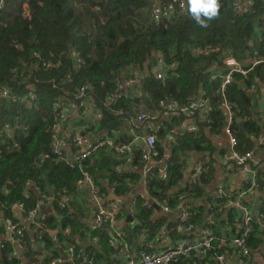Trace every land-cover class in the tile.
<instances>
[{
  "label": "trees",
  "instance_id": "16d2710c",
  "mask_svg": "<svg viewBox=\"0 0 264 264\" xmlns=\"http://www.w3.org/2000/svg\"><path fill=\"white\" fill-rule=\"evenodd\" d=\"M10 1L5 0L0 10V93H8L4 97L0 95V218L16 219L9 212L13 205L22 204L27 213L37 204L40 208V202L49 203L45 201L49 196L54 201L45 219L42 217L45 223L42 238L39 240L35 236V242L44 246L45 255H42V249L35 252L28 242L27 250L16 259L11 256L13 246L6 243L0 250V264H22L24 259L29 264H50L53 259L66 257L63 244H73L70 237L85 239V232L93 243L97 239L95 244L102 253L94 249L95 245L82 249L73 244L78 254L76 263L81 264L84 252L92 250L95 257L89 258L96 264H112L108 257L115 250L108 244L109 231L93 222L87 224L88 216L77 203V196L83 192L76 185L83 177L80 169L59 160L52 151L53 118L58 114L56 104L62 100L68 104L71 100L80 117V121L72 125L73 132L84 136L93 131L95 135L101 134L102 139L114 137L120 117L128 118L130 106L139 105L142 100L128 95V98L118 96L108 103V98L117 92L118 77L122 72L128 67L141 68L143 63L151 60L152 52L160 53L166 64H173V67L170 66L164 79L158 80L150 74L138 86L148 96L143 99L145 105L142 103L146 107L142 109L144 113L151 116L156 111L163 112L161 103L180 107L202 98L211 107L206 113L211 120L210 132L219 135L225 124L221 107L225 99L234 113L238 151L244 153L252 149L254 139L264 135V110L259 108L260 100L256 97L260 86L264 93V64L250 70L246 79L234 75L225 87L224 98L220 92L222 80L212 79L222 72L224 54H231L247 66L249 60L264 58L263 1L256 0L251 12L240 15L233 10L234 0H217V15L207 20L206 26H200L188 11H184L174 13L167 29L157 22H149L142 11H151L154 4L170 0H20L14 7ZM138 18L145 22L142 27L136 22ZM75 55L83 60V65H76ZM43 63L47 66H42ZM81 88L87 89V99L99 110L78 108L75 94ZM98 111L100 121L94 118ZM198 114H194L198 133L193 135L185 130L178 133L169 148L167 178L162 179L159 167L152 168L145 176L148 195L137 198L134 206L131 205L133 199L127 198L132 187L141 182L138 171L144 165L137 151L131 154V163H127L125 157L115 156L107 147L98 148L84 161V172L96 182L98 198L112 196L113 200H121V203L117 202V219L126 220L128 214L133 213L130 229L127 228L123 235L125 240L128 237L137 240L142 229L147 230L149 243L162 236L160 229L167 217L148 208V199L167 198L170 208L175 210L178 202L174 198L188 189L185 181L189 166L187 156L192 153L198 159L217 152L215 144L204 134L206 124ZM180 118L171 114L170 121L163 119L164 128L156 133L157 161L164 158L160 141H165L173 126L179 125ZM62 138L63 149L70 145L76 154L65 133ZM220 153L225 152L220 150ZM63 155L68 162H74L64 150ZM215 179L213 167L189 187L188 199L197 212L193 220L195 225L205 219V205L211 203L208 189ZM38 214L35 220H28L33 230L38 227L31 223L41 224ZM88 214L93 216L91 208ZM237 217L236 210H230L227 225L222 222L221 226L212 229L214 235L221 236L227 226L233 229ZM169 227L172 225L167 229ZM58 229L61 232L54 242L50 234ZM257 234L259 232L255 230ZM187 235L190 236L172 230L168 236L179 242L191 237ZM141 249L153 252L146 245ZM113 264L117 261L113 260Z\"/></svg>",
  "mask_w": 264,
  "mask_h": 264
},
{
  "label": "built area",
  "instance_id": "2783aa9c",
  "mask_svg": "<svg viewBox=\"0 0 264 264\" xmlns=\"http://www.w3.org/2000/svg\"><path fill=\"white\" fill-rule=\"evenodd\" d=\"M4 1L0 0V10L4 5ZM255 1L234 0L233 10L240 15L249 13L253 10ZM261 1L264 2V0ZM184 11H187L186 0H170L156 4L151 11V19L153 22L163 25L164 29H167L174 13ZM36 56L38 57V55ZM75 63L77 66L84 64L83 60H80L78 56H76ZM221 63L223 67L222 72L213 76L212 79L218 77L222 80L220 92L224 98L225 87L230 84L234 75H239L243 79H246L250 70L259 64H264V58L252 60L247 66L237 61L231 54H224ZM42 66H47V64L43 63ZM156 66L157 70L154 75L156 79L160 80L166 77L170 71V66L173 67V64L169 66L163 58H159L156 61ZM67 82H70V79H67ZM0 95L4 97L8 93L1 91ZM75 96L79 101L78 108L84 110H90V108L98 109L94 103L87 99L86 88L78 90ZM116 97V93L110 94L108 103L113 102ZM159 106L162 110L171 112L173 115L181 113H192L194 115L199 113L198 115L202 116V121L206 124L204 129L214 138H217L216 135L210 132L211 120L206 113L211 111V107L204 99L200 98L196 102L180 107H177L173 103H161ZM221 107L225 114V124L222 128V133L227 139L229 153L222 155L207 154L206 157L199 158L192 164L191 169H188L185 177L188 189L174 198L178 202L175 210L170 208L167 198L148 199V208H153L152 204H155L163 215L169 216L166 224L160 229L161 235H169L172 233V230H175L176 232L182 231L189 234L192 239L190 241H180L170 247L153 251L152 253L141 249L136 258L128 259L125 264H179L181 261L197 264L195 260L198 261V264H254L255 255L259 258L264 257V135L254 139L255 143L252 149L241 153L238 151V141L234 134V113L225 99H223ZM56 111L58 114L54 116L52 125V139L54 142L52 151L59 160H65L71 167L80 169L83 177L76 181V185L80 189H86L95 201L93 224L97 227L105 226L109 231L108 244L110 247H122V250L126 251L127 244L123 239L120 229L117 227V216L119 215L118 200H108V198L100 200L98 198L99 190L96 182L84 172V168L86 167L84 161L98 148L107 147L114 152L115 156L125 157L126 162L131 163L130 156L134 151H137L144 162L142 168L143 178L141 180L143 189L132 197L131 205L134 206L137 198H145L148 195L145 176L152 169L150 163L156 161L159 154L156 147V133L153 132L150 124L155 117L147 114L137 116L136 121L143 126L146 135L142 139L135 138L131 142L121 145H114L111 138L91 142V138L88 135L82 136L77 132L71 133L67 140L72 144L78 156L73 159L74 162L70 163L64 158V149L62 147L63 128L69 115L60 101L56 104ZM94 118L100 121V111L94 113ZM4 130H7V128L5 127ZM184 130L186 133L196 135L198 133L197 123ZM59 136H61L60 139ZM174 138L171 144L174 143ZM141 143L142 147L140 146ZM168 154L169 152L166 155L164 154L161 166L159 167L162 179L167 178ZM213 167H219V174L223 178V182L216 184L213 189L212 187L209 189L208 197L211 203L205 205V219L200 224L195 225L193 224V220L197 216V212L193 210V204L188 199V190L200 176L208 174ZM236 181H239V183L236 184ZM45 201L53 202L54 198L49 196L45 198ZM60 206L62 208L65 207L63 203ZM232 209L236 210L238 214L233 223V229L227 226L221 236L214 235L212 229L221 226L222 222L227 225V214ZM38 211V204L33 209L28 210L27 213H25L22 204L13 205L9 209L10 213L23 215L30 221L37 218ZM218 214H220V217ZM2 224L7 230V240L0 242V250H3L5 244L9 243L13 247H17L20 250V254L26 251L28 240L26 239L25 228L18 219L5 218L2 219ZM35 224L38 227L35 236L40 240L43 234V226L40 223ZM170 224L172 227L167 229ZM255 230L259 232V235H255ZM147 237V230L142 229L140 231V240L144 242ZM51 239L57 242L58 233H53ZM118 241L121 245L117 246ZM63 246L66 257L53 259L50 264L64 262L79 264L76 263L78 254L73 244ZM11 256L20 259V256L15 254L14 251ZM83 257L84 259L81 264L85 262V264H96L89 258V255L84 254Z\"/></svg>",
  "mask_w": 264,
  "mask_h": 264
},
{
  "label": "crops",
  "instance_id": "0c3cea01",
  "mask_svg": "<svg viewBox=\"0 0 264 264\" xmlns=\"http://www.w3.org/2000/svg\"><path fill=\"white\" fill-rule=\"evenodd\" d=\"M155 5L156 4H154V6ZM23 9L26 12V6L24 4H23ZM177 13H182V12H177ZM26 14H27V12H26ZM150 19H151V16L149 17V15H148L149 22H150ZM151 55H152L151 60H148L145 63H143L141 68L128 67L126 70H124L122 72V75L118 77L119 78V84L117 86L118 90L116 92L117 93L116 94L117 97L119 96V97L128 98V95L130 97L134 96V97H137L138 100H142L141 104L142 103L144 104V102H143L144 100L143 99L144 98L148 99V96L146 94H143L140 91V89L138 88V86L142 84L143 79L146 76H149L150 74H155V71L157 70L156 61L159 58H162V55L160 53H158V52H152ZM249 61L252 62V60H249ZM255 81H256V83L258 85H260L258 78H256ZM254 90H255V92H258L257 89H254ZM260 92H261V94L258 95ZM256 97H257L258 101L260 100L259 108H261V110H264V93H262L261 86H260V91L256 94ZM258 97H260V98L258 99ZM62 101L60 103L62 104V106L65 108L66 112L69 115V120L65 123V126H64V131H65L64 133H65V136L68 139V137H69V135L71 133H75L72 130V125L75 122L80 121L79 110L77 109V106H76V104L73 103V101L70 100L68 102V104L65 101H63V102ZM141 104H139V105L133 104V106L132 105L130 106L131 114H129V113L127 114L128 118H125L124 116L120 117L118 125L116 126V130L118 132H114V137H111V139L113 140V144L114 145H121V144H124V143L131 142L135 138L142 139L146 135V132L143 130V126L136 121V117L137 116L142 115V114L146 115V113H144V111L142 110L143 108H146L144 106L145 104L144 105L142 104V107H141ZM148 106H151V105H148ZM170 113L171 112H168V111H163V112H157L156 111V113L153 114L155 119L152 120V122L150 124H151V127H152L154 133H157L158 131H160L161 129L164 128L163 119H165L167 121L171 120L169 118H171V114L172 113L171 114ZM174 116H177L179 118L181 116L182 117L179 119V125H174L173 128L171 129V131H170L171 134L169 133L168 135H166V137L164 138L165 141H163V140L160 141L161 148H163V151H164L165 155L170 151L169 148L171 146V143L173 142V138L175 137V134L181 133V132L184 131L185 128H187L189 126H192L193 124H196V120H195L196 117L194 115H192V113H186V114L181 113L179 115H174ZM200 117L202 119L201 115H200ZM72 119H73V121H72ZM134 125H135L136 128L134 127ZM203 132L207 136L208 141L213 143V144H215V146L217 147V152L215 151L214 153H211V154L222 155L220 153V150L225 152L223 154H228L229 153L228 142H227V139H226V137L224 136L223 133H221L219 135H216L217 138H214L205 129L203 130ZM77 133H79V132H77ZM87 135L90 136L91 142H94V141L102 139L101 138V134L95 135V134H93V131L91 133H88ZM205 145H207V144L205 143ZM140 146L142 147V143L140 144ZM72 151L73 150H72L70 145L69 146H65V148H64L65 154L68 155V157L73 160V159H75L78 156V154L76 153V150H75L76 154H74ZM187 157H188L187 158V162L189 164L188 169H191L192 164L194 162H196V160H197L196 159V155L190 153ZM257 160H258V158H257ZM150 165L152 166V168L160 167L161 166V161H157L156 160L154 162H151ZM138 172H139V174L141 176V179H142L143 178L142 169H140ZM219 173H220L219 167H215V177H216V179H215V182H213L210 185V186H212V189H213V187L216 184H218L220 182H223V178L220 176ZM235 183L238 184L239 181H236ZM29 188H31V184L29 185L28 189ZM142 189H143L142 182L137 183L136 185H134L132 187V189H131L132 191L129 194L127 199L131 201V199L134 196V194H137V193L141 192ZM36 190L38 191V189H36ZM79 190H81L83 192H81L82 194L77 196V203H78V205H80L82 207V210H84L85 213L88 216V219H87L88 223L87 224H92L94 214H93V216L89 217L88 209L91 208L93 210L95 201H94V199L92 198V196L88 193V191L86 189H79ZM39 195H40V198H41V193H39ZM119 201L121 202V200H118V202ZM38 202H40V201H38ZM61 202H62V200H61ZM40 203H41V206L39 208V214L38 215H39V220L41 222V226H43L45 224L43 218L45 219L46 215L50 212V205H51L52 202H49L50 204L46 203V202H40ZM44 203H46V205H44ZM156 212H158L159 215L161 213L160 210L156 211ZM71 213H72V211H71ZM15 216L18 219V221L25 228L26 238H27L29 244L32 245L33 250L36 252L39 249H41L39 247V245H42V244L40 242L39 243L35 242L36 241L35 240V232H36L37 229L33 230L30 227L27 217H25L23 215H20V214H16ZM166 217H167V220H168L169 216H166ZM132 222H133V213H129L128 214V218L126 220H123L121 218L117 220V227L120 229V232L122 233V236L125 234V232L127 231V228H129V225ZM31 224L34 225V226H37L35 223H31ZM0 228L3 229L2 231H0V242H1L4 239L7 240V230L2 224V219L1 218H0ZM59 232H61L60 229L56 230V232H53V233H58L59 234ZM52 234H50V235H52ZM85 236H87V238H85V239H80V238H77V237H73V238H76V240L80 244H87V246L85 248H87L89 246L93 247V245H95L94 249H96L98 252L102 253V251L97 246V244H95L97 239H94V243H93L90 240V238H89L88 232H85ZM188 237H190V236H188ZM71 238L72 237H70V239ZM123 239H124V241L127 244V250L126 251L122 250V247L113 248L115 250V253L114 254H110L109 257H108V258H110V261H111L112 264H113V260L117 261V264H125L128 259L136 258L138 253H139V251H140V248L142 246H145V245L148 246L149 248H151L152 249L151 251H159V250H161L163 248H167V247L172 246L175 243H178V241L175 239V237L171 238L168 235H162L159 238H157L155 241L150 240V243L147 242V240H145L144 242L141 241L140 240V234H139V237H138L137 240L136 239H132L131 237H128V240L130 241V243H129L128 240H125V238H123ZM190 240H191V237L187 238V239H183L181 241H190ZM70 242H72L73 244L77 245L73 241H70ZM63 245H67V244H63ZM118 245H121L119 241L117 242V246ZM77 246H79V245H77ZM80 247L82 249H85L82 246H80ZM18 250H19L18 248L16 249L15 247H13L14 253L20 256L21 255L20 254V250L19 251ZM84 254L91 256V258L95 257V254L92 252V250H89L88 252H84ZM34 257H35V259H37L36 256H34ZM254 258H255L254 264H264V257H260L259 258L258 256L255 255ZM22 264H29V262L27 261V259H24ZM97 264H101V263H97Z\"/></svg>",
  "mask_w": 264,
  "mask_h": 264
},
{
  "label": "clouds",
  "instance_id": "9594fccd",
  "mask_svg": "<svg viewBox=\"0 0 264 264\" xmlns=\"http://www.w3.org/2000/svg\"><path fill=\"white\" fill-rule=\"evenodd\" d=\"M186 5L188 14L202 27L218 12L217 0H186Z\"/></svg>",
  "mask_w": 264,
  "mask_h": 264
},
{
  "label": "rangeland",
  "instance_id": "374dc122",
  "mask_svg": "<svg viewBox=\"0 0 264 264\" xmlns=\"http://www.w3.org/2000/svg\"><path fill=\"white\" fill-rule=\"evenodd\" d=\"M20 2V0H12V1H10L9 2V4H11L12 5V7H14L15 6V4L17 5L18 3ZM155 1H153V3H154ZM8 4V5H9ZM152 11V10H151ZM151 11H148V9L147 10H144V11H142L145 15H147V18H148V15L149 16H151ZM136 22H137V24L140 26V27H142L144 24H145V22H144V20L142 19V18H138L137 20H136ZM39 247L42 249V251H43V254L42 255H45L44 253V246L43 245H39ZM47 251H49V248H47Z\"/></svg>",
  "mask_w": 264,
  "mask_h": 264
},
{
  "label": "water",
  "instance_id": "95a60500",
  "mask_svg": "<svg viewBox=\"0 0 264 264\" xmlns=\"http://www.w3.org/2000/svg\"><path fill=\"white\" fill-rule=\"evenodd\" d=\"M150 22H153V20L150 19ZM208 191H209V189H208ZM108 200H112V196H110V198H109ZM118 203H121V202L119 201ZM152 206H153V208H154L156 211H159V207H158L157 205L152 204ZM93 212H95V208H93ZM70 241L75 242L77 245L82 246L83 248H85V247L87 246V244H80V243L76 240V238H73V237L70 239ZM16 249H17V247H16ZM18 251H19V250H18Z\"/></svg>",
  "mask_w": 264,
  "mask_h": 264
}]
</instances>
